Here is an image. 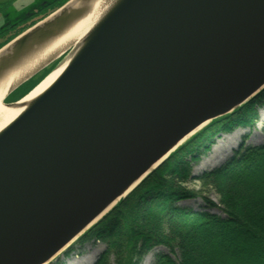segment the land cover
Segmentation results:
<instances>
[{
	"label": "water",
	"instance_id": "obj_1",
	"mask_svg": "<svg viewBox=\"0 0 264 264\" xmlns=\"http://www.w3.org/2000/svg\"><path fill=\"white\" fill-rule=\"evenodd\" d=\"M97 1L68 0L3 46L0 82ZM67 52L0 131V264L51 263L195 131L263 89L264 0H116L6 95Z\"/></svg>",
	"mask_w": 264,
	"mask_h": 264
},
{
	"label": "trees",
	"instance_id": "obj_2",
	"mask_svg": "<svg viewBox=\"0 0 264 264\" xmlns=\"http://www.w3.org/2000/svg\"><path fill=\"white\" fill-rule=\"evenodd\" d=\"M262 107L264 88L193 133L79 236L104 243L94 264H139L156 246L166 250L152 264H264V143L241 142L221 165L198 176L192 170L214 128H246ZM195 180L197 189L187 187ZM209 191L217 204L205 196ZM196 197L205 205L193 211L184 202Z\"/></svg>",
	"mask_w": 264,
	"mask_h": 264
},
{
	"label": "rangeland",
	"instance_id": "obj_3",
	"mask_svg": "<svg viewBox=\"0 0 264 264\" xmlns=\"http://www.w3.org/2000/svg\"><path fill=\"white\" fill-rule=\"evenodd\" d=\"M68 53L69 52L64 53L57 60L52 61L54 63L51 62L52 65H49L47 69L51 67V70L53 66L57 67L58 64L62 63L63 60L67 57ZM44 72L45 71L38 73V77H40ZM36 80L37 79L35 78L29 82H26L29 83L27 87L31 86ZM21 90H19L18 92H20ZM17 95L18 93L12 96V98L15 99ZM10 98L11 96L8 97V99ZM257 113V119L254 120L252 125L247 126L246 128L239 127L232 132H224L223 130H217L216 128L213 129L212 133L214 132V134H209V139L204 141L203 145H201L200 147L202 149L204 145H209V150H207V152L201 155L199 161L194 164L195 167L196 165L201 163L197 171L198 175H200L202 172H205V170L215 168L216 166L221 165L222 163L227 161L229 156L232 154V151L237 148L238 143L245 142L246 144L251 143L255 145L259 143H264V107L257 108ZM204 125H206V123ZM258 126L260 127L257 128ZM202 128L203 127H201L200 129ZM187 187L197 189L199 187V181L195 180L194 182H189L187 184ZM205 196H207L216 204L218 203V197L214 194L213 191L206 192ZM184 203L193 211L202 209L205 205V202H203L201 197H196V199L187 200ZM150 210L152 211L153 209H151L150 207ZM209 211L218 213L216 208H211ZM104 248V243L100 241L96 242L93 240H88L85 242H81L79 241V239H75L72 244L69 245L66 250L62 251L61 254L56 256V258L50 264H93L94 261H96V259H98L100 254L103 252ZM165 250V248H162L160 246L154 247L153 250L143 256L139 264H143L144 259L149 260V264H152V262L154 261V255L157 252H165Z\"/></svg>",
	"mask_w": 264,
	"mask_h": 264
},
{
	"label": "bare ground",
	"instance_id": "obj_4",
	"mask_svg": "<svg viewBox=\"0 0 264 264\" xmlns=\"http://www.w3.org/2000/svg\"><path fill=\"white\" fill-rule=\"evenodd\" d=\"M116 0H99L93 4L90 12L84 18L78 20L72 28L68 29L63 35L57 37V39L46 45V48L37 53L32 59L28 61V63L21 70L15 71L14 73L9 74L7 77H4L3 81L0 82V131L5 129L9 123H11L17 116L23 111L27 104L30 102L32 98L37 96L39 93L45 90L52 82H54L59 73L64 69V65L66 62L59 64L55 69L48 73L47 76L43 78L30 92H28L25 96L20 98L14 104H7L3 102V99L8 92V89L15 85V83L25 79L32 72L37 70V67L41 64L47 62L49 59L55 57L58 51L63 50L68 47V43L73 40L79 39L86 30L95 22V20L100 16L101 13L105 11V9ZM46 67H44L45 69ZM43 70V69H41ZM260 120V119H259ZM258 126L257 128H259ZM201 163L196 165L193 169L194 173L197 174L199 166ZM143 264H149V260L144 259Z\"/></svg>",
	"mask_w": 264,
	"mask_h": 264
},
{
	"label": "flooded vegetation",
	"instance_id": "obj_5",
	"mask_svg": "<svg viewBox=\"0 0 264 264\" xmlns=\"http://www.w3.org/2000/svg\"><path fill=\"white\" fill-rule=\"evenodd\" d=\"M67 1L68 0H0V49L13 40L14 37L33 27L38 21L55 13V11L66 4ZM44 71L43 74L47 72L46 70ZM28 84L29 83L23 84L16 90ZM29 88L27 87L23 94H25ZM8 100L14 101L16 99L7 98L5 101Z\"/></svg>",
	"mask_w": 264,
	"mask_h": 264
},
{
	"label": "crops",
	"instance_id": "obj_6",
	"mask_svg": "<svg viewBox=\"0 0 264 264\" xmlns=\"http://www.w3.org/2000/svg\"><path fill=\"white\" fill-rule=\"evenodd\" d=\"M26 87H27V86H25V87H23V88H20V89H18V90H15V92L9 94V95L7 96V98L10 97V96H11V98H12V96H14L16 93H18V95L16 96V98L19 97L20 95H22V94L26 91ZM21 89H22L23 91H22ZM24 89H25V90H24ZM19 90H21V91L18 92ZM16 98H15V99H16Z\"/></svg>",
	"mask_w": 264,
	"mask_h": 264
}]
</instances>
